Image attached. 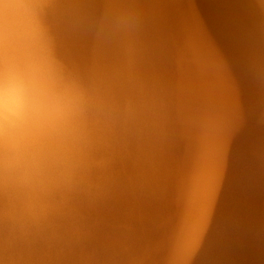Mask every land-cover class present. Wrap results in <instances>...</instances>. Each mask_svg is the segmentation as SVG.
<instances>
[{
  "label": "bare ground",
  "instance_id": "obj_1",
  "mask_svg": "<svg viewBox=\"0 0 264 264\" xmlns=\"http://www.w3.org/2000/svg\"><path fill=\"white\" fill-rule=\"evenodd\" d=\"M38 3L96 106L70 174L0 180V264H264V0Z\"/></svg>",
  "mask_w": 264,
  "mask_h": 264
},
{
  "label": "clouds",
  "instance_id": "obj_2",
  "mask_svg": "<svg viewBox=\"0 0 264 264\" xmlns=\"http://www.w3.org/2000/svg\"><path fill=\"white\" fill-rule=\"evenodd\" d=\"M40 17L38 0H0V180L43 189L88 147L96 100L55 58Z\"/></svg>",
  "mask_w": 264,
  "mask_h": 264
},
{
  "label": "rangeland",
  "instance_id": "obj_3",
  "mask_svg": "<svg viewBox=\"0 0 264 264\" xmlns=\"http://www.w3.org/2000/svg\"><path fill=\"white\" fill-rule=\"evenodd\" d=\"M216 49H220L221 50V47L220 46H214ZM228 64V63H227ZM229 66V65H228ZM231 74H233L232 72H231Z\"/></svg>",
  "mask_w": 264,
  "mask_h": 264
}]
</instances>
